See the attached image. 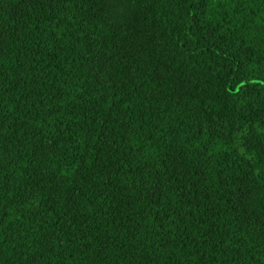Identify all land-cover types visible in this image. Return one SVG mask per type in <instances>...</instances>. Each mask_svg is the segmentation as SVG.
Returning <instances> with one entry per match:
<instances>
[{"label": "trees", "instance_id": "16d2710c", "mask_svg": "<svg viewBox=\"0 0 264 264\" xmlns=\"http://www.w3.org/2000/svg\"><path fill=\"white\" fill-rule=\"evenodd\" d=\"M0 264H264V0H0Z\"/></svg>", "mask_w": 264, "mask_h": 264}]
</instances>
